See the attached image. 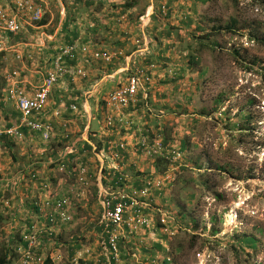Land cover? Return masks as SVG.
<instances>
[{
  "label": "crops",
  "instance_id": "1",
  "mask_svg": "<svg viewBox=\"0 0 264 264\" xmlns=\"http://www.w3.org/2000/svg\"><path fill=\"white\" fill-rule=\"evenodd\" d=\"M197 1L39 0L45 11L43 24L23 22L19 35L3 34L6 48L0 51L2 130L17 126L22 117L8 96L11 81H17L32 95L54 69L61 48L75 41L90 48L89 54L80 53L74 60L65 59L62 64L64 69H85L87 78L75 82L68 75L61 78L50 94L45 111L33 116V120L54 127L56 136L50 142H45L40 133L28 127H21L22 140L5 134L0 136V207L4 219H8L9 226L4 229L9 241L23 238L25 242V232L31 223L43 228L47 224L44 217L50 212L45 203L68 195L75 187L79 168L87 167L92 176L91 195L83 201H74L70 209L73 222L56 227L53 242L43 239L41 251L45 254V250L52 249L50 254H45L50 264H73L77 251L85 246L92 250L93 256L86 257L89 261H82V264H108L102 247L103 228L99 221L96 222L102 216V196L115 189L116 174L125 177L123 189L130 191L144 183L149 175L157 173L154 160L140 152L139 140L146 134L145 129L152 133L164 131L165 136L175 108L182 105L176 101L177 96L186 94L168 74L167 69L174 63L164 51L166 46L159 49L157 43L148 39L147 32L152 36L156 33L172 37L174 29L167 26L187 27ZM127 2L136 5L124 12ZM165 8L167 11L163 10ZM0 10L14 13L13 1L0 0ZM94 51H122L123 55L107 64L95 61L91 55ZM182 57L186 58L185 54ZM151 64L155 65L152 79L149 83L142 81L137 103L124 115L110 110L106 105L108 95L126 85L128 76L137 67ZM184 65L182 60L180 72H185ZM183 106L187 107L188 103ZM57 112L60 115H56ZM111 116L115 121L113 129L106 125ZM172 128L169 133L176 137L177 131L174 126ZM165 138L170 137L166 135ZM112 141L127 145L122 161H115L107 153ZM61 166H65V171H61ZM3 198L10 201L9 208L2 205ZM79 223L83 225L80 234L71 235L68 231L77 228ZM155 230L156 227L148 228L143 233ZM122 239L127 243H121L123 259L130 260L135 240ZM57 243L60 248L53 249ZM125 248L130 250L127 251L129 256Z\"/></svg>",
  "mask_w": 264,
  "mask_h": 264
},
{
  "label": "rangeland",
  "instance_id": "2",
  "mask_svg": "<svg viewBox=\"0 0 264 264\" xmlns=\"http://www.w3.org/2000/svg\"><path fill=\"white\" fill-rule=\"evenodd\" d=\"M198 1L187 27L167 26L174 29L172 37L147 32L159 49L166 46L164 51L174 63L168 74L186 93L176 98L182 104L175 108L171 123L176 137L169 133L171 125L167 135L171 146L180 151L185 140L187 150L175 165L172 186L157 202L168 216L169 233L152 231L134 239L136 247L128 261L151 260L149 252H157L154 245L160 243L165 251L154 255L156 264H165L167 257V264H264V46L249 39L251 27L262 26L264 31V7L257 0ZM234 20L237 34L225 29ZM198 26L221 30L199 44L198 36L207 32H200ZM235 49L240 56H235ZM190 51L201 58L197 66L188 58ZM182 60L185 72L179 70ZM220 95L223 103L218 106ZM235 122L250 125L251 130H231ZM151 215L156 222L162 217L155 209ZM82 223L68 232L80 234ZM241 234L260 239L261 252L234 250L235 236ZM52 248L59 249L60 243ZM51 252L45 250L46 255Z\"/></svg>",
  "mask_w": 264,
  "mask_h": 264
},
{
  "label": "built area",
  "instance_id": "3",
  "mask_svg": "<svg viewBox=\"0 0 264 264\" xmlns=\"http://www.w3.org/2000/svg\"><path fill=\"white\" fill-rule=\"evenodd\" d=\"M12 1L15 6L14 13L0 10V51H4L6 48V41L2 38L3 34L17 36L23 31V22L28 24L38 23L43 19L45 14L44 7L39 3V0ZM89 51V46L82 45L78 41L61 48L57 54L54 69L32 95H29L25 88L21 87L17 81H11L8 88V96L21 112L22 118L19 125L4 131L0 130V136L5 134L9 137L13 136L17 140H22L23 133L21 132V127H28L32 131L40 133L45 142H50L56 136L54 127L49 123L33 120V116L40 115L45 111L50 94L61 78L68 75L73 82L87 78L88 73L85 69H64L62 64L65 59L74 60L80 53L86 55L89 54ZM91 55L95 61L110 64L116 57H121L123 53L122 51L115 53L94 51ZM154 67V64L148 67H137L135 72L128 76L126 85L115 89L108 95L106 99L107 107L119 115H124L132 105L137 103L142 81H146L147 83L151 81V71ZM72 108L76 109L75 106ZM56 115H60V112H57ZM114 123L115 121L112 116L107 118L106 125L109 129L114 128ZM125 124L128 123L125 122ZM145 133L139 140V149L142 150L143 156L151 157V155H155L166 157L169 161L170 170L164 174H151L144 179V187H134L130 191L124 190L118 179L115 183V189L105 192L102 196V216L99 224L103 228L104 237L102 247L108 264H135V262H129L123 259L120 246V241L124 240L122 239L123 237L129 239L140 237L146 229H154L158 222L162 226L160 230L165 234L166 232L169 233L168 227H165L168 216L164 214L162 207H159L160 204H157V202L165 198L168 190L172 186L175 180L173 170L175 169V165H179L183 161L184 154L174 146L166 149L163 145L164 137L161 133H152L150 129H145ZM150 133L153 134V144L149 143ZM68 137L69 135H65V138ZM126 151L127 145L125 143L112 141L109 142L107 147V153L112 159L118 162L122 161ZM61 171H65V166H61ZM74 186L69 194L63 198L45 203V207L50 208L49 214L46 217L43 216L47 224L43 228H39L34 224L31 233L25 237L28 241L27 247L20 249L21 257L19 258L18 264L46 263L47 257L41 251L43 249V239L51 242L54 238V229L56 227L71 224L73 222V216L70 209L74 201H83L87 196L91 195L92 176L87 167L79 168ZM6 204L7 206L9 205L8 203ZM154 209L155 212L162 216L158 222L151 215ZM92 254V250L89 247L83 246L75 254L72 263L82 264V261L88 262L89 259L86 257H92ZM59 259L61 258H56L57 261ZM156 259L152 258L149 261L152 264H156ZM163 260L170 261V258L167 257ZM149 261L147 260L144 264H149Z\"/></svg>",
  "mask_w": 264,
  "mask_h": 264
},
{
  "label": "trees",
  "instance_id": "4",
  "mask_svg": "<svg viewBox=\"0 0 264 264\" xmlns=\"http://www.w3.org/2000/svg\"><path fill=\"white\" fill-rule=\"evenodd\" d=\"M257 1L260 4H262V6L264 7V0H257ZM124 5H125L124 12L125 11L127 12L133 7V5H136V3L135 2H132V3L127 2V3H124ZM189 22H191V20L188 21V23ZM237 22L238 21L234 20L230 24L226 25L225 29L227 30V32L233 33V34H237V32L239 30V28L237 27ZM43 23H44V21H40L39 22V24H43ZM251 28L252 29H251V31L249 33L250 41L254 42V43H258V44L264 46V31L262 30L263 29L262 26L259 27V28H255V27H251ZM198 30H200V32H207L204 35H199L198 36L197 40L200 41L199 44H201V41H203V40H208V41L211 40L212 37L214 36V34L217 33L216 31H220L221 29H215V27H214L212 29V31H207L208 29L202 28L201 26H198ZM212 43L214 44L215 42H212ZM234 53H235L236 57L240 56L239 49H235ZM188 58H190L191 64L195 65V66H197L200 63V61H201V58L198 56V54H195V52H192V51H190V54L188 55ZM253 62L255 63V61H253ZM179 77H182V76L179 75ZM217 103H218L217 104L218 106H219L220 103H223L222 95H220V97L217 99ZM205 115H207V114H205ZM230 128H231V130H237V131H250L251 130V126L250 125H246L245 126V125H241V124L236 123V122L235 123H231ZM158 133L163 134L164 131L161 132V130H160ZM149 136H150L149 143L153 144V142H154L153 134L150 133ZM163 145H164V147L166 149H170L171 140H169L168 138H165ZM139 148H140V146H139ZM180 149H181V152H185L187 150V142L185 140H183L182 146H181ZM140 152H142V150H140ZM150 158L152 160H154V165H155V168H156L155 170H156V172L158 174H164V173H166L168 171V169H169V161L166 159V157L151 155ZM199 166H202V165H199ZM118 179L120 180V184L122 185V187H124L125 186L124 184L126 183L125 182L126 181L125 177L121 176L119 174H116V176H114V184L116 183V180H118ZM142 187H144L143 182H141V184L139 186L138 185L136 186V188H142ZM216 196L218 198H220V199L222 198L221 194H217ZM3 199L5 201L2 202V205H4L6 208H9L6 203L9 204L10 201L7 198H3ZM190 199L191 200L194 199V195H190ZM180 208L182 209V207H180ZM1 209L2 208L0 207V229H1V231H0V237H1V241H0V264H13L21 257L20 249H23L24 247H27V245H28L27 242L28 241L25 239V242H24L23 238L21 240L19 238H16L13 241H9V238L7 237V233H5L6 231L4 229L6 226H9V224H7V220L8 219L7 220L4 219V214H2V210ZM40 210H41V207H40ZM39 213H40V211H39ZM184 216H185V214L182 215V217H184ZM33 227H34V223L33 224L31 223V225L29 224V227H28V229L25 232L26 233L25 237L31 233ZM159 230L160 229H159V225H158L156 227V231L159 232ZM217 233H218L217 229L213 231L214 235H216ZM164 238L166 239V236H164ZM193 238H195V237H193ZM123 242L124 241L120 242V246H121V243H123ZM235 243H237L238 246L233 247V249L234 250L242 249L241 250L242 253H244L248 248H250L253 252H256V253H260L261 252V248H259L260 239H258L253 234L252 235H243V234L236 235L235 236ZM154 246H155L157 252H155V251L154 252H152V251L149 252V253L152 254V258H155V256L157 255V253L159 251H165L164 246H162L160 243H156ZM168 262L169 261H164L165 264H167ZM45 264H50V261H49L48 257H47V260H46Z\"/></svg>",
  "mask_w": 264,
  "mask_h": 264
},
{
  "label": "clouds",
  "instance_id": "5",
  "mask_svg": "<svg viewBox=\"0 0 264 264\" xmlns=\"http://www.w3.org/2000/svg\"><path fill=\"white\" fill-rule=\"evenodd\" d=\"M21 113V112H20ZM22 115V114H21ZM22 118V117H21ZM19 125V124H18ZM12 128V127H11ZM9 129V128H8ZM1 131H4V130H2V129H0ZM6 130V129H5ZM9 137V136H8ZM165 261H167V260H165ZM170 262V261H169Z\"/></svg>",
  "mask_w": 264,
  "mask_h": 264
}]
</instances>
